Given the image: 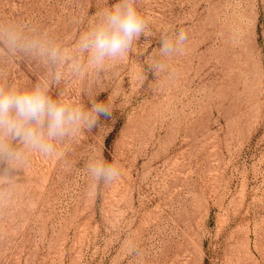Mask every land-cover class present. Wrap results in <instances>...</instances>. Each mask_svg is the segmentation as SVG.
Instances as JSON below:
<instances>
[{
  "label": "rangeland",
  "instance_id": "374dc122",
  "mask_svg": "<svg viewBox=\"0 0 264 264\" xmlns=\"http://www.w3.org/2000/svg\"><path fill=\"white\" fill-rule=\"evenodd\" d=\"M117 2L0 0V20L29 22L70 46ZM136 7L150 36L99 81L51 87L52 98L63 90L86 109L110 99L111 112L58 146L60 156L32 153L17 171L0 205V264H264V0ZM166 28L186 31V51L155 76L148 62ZM0 71L31 87L44 70L21 57ZM99 151L120 176L89 194L84 167Z\"/></svg>",
  "mask_w": 264,
  "mask_h": 264
},
{
  "label": "clouds",
  "instance_id": "9594fccd",
  "mask_svg": "<svg viewBox=\"0 0 264 264\" xmlns=\"http://www.w3.org/2000/svg\"><path fill=\"white\" fill-rule=\"evenodd\" d=\"M136 2L118 0L111 8L100 9L70 46L29 22L0 20V64L27 57L44 70L31 87L7 82L0 71V205L11 199L18 182L16 173L24 170L30 154L58 157V146L75 141L97 124L100 115L110 114V99L106 104L93 101L91 109H86L67 99L63 90L55 99L49 93L68 77L99 81L105 67L123 59L142 34L151 35ZM187 41L183 28L171 34L164 29L161 46L148 62L155 76L168 70V58L186 51ZM86 92L90 97L94 94L92 87ZM84 170L92 181L89 194L120 176L116 162L105 161L102 151L93 152ZM129 250L135 251L134 246Z\"/></svg>",
  "mask_w": 264,
  "mask_h": 264
}]
</instances>
